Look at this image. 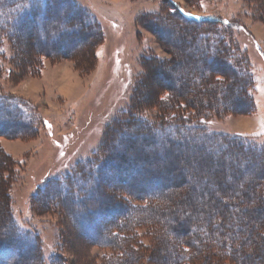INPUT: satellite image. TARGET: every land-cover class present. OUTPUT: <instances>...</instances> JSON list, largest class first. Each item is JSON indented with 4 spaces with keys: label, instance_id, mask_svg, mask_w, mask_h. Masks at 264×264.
Instances as JSON below:
<instances>
[{
    "label": "rangeland",
    "instance_id": "rangeland-1",
    "mask_svg": "<svg viewBox=\"0 0 264 264\" xmlns=\"http://www.w3.org/2000/svg\"><path fill=\"white\" fill-rule=\"evenodd\" d=\"M66 1L75 7L69 16ZM57 4H61L63 20L59 36L51 37L56 39L54 46L39 39L37 24L30 22L19 35L9 36L0 45V243H8L12 237L8 224L14 221V230L29 233L35 244L31 247L23 242L10 252L6 243L10 253L0 248V264H138V254L142 264H173L169 250L165 251L170 258L166 262L158 247L175 240L171 228L184 231L187 224L179 221L173 226L164 210L151 218L142 215L148 222L130 225L137 228L136 235L111 247L100 244L96 231L104 233L112 227L115 231L114 220L123 219L135 206L168 203L189 188L191 172L199 176L194 168L198 159L207 160L212 173L213 158L198 154L196 147L191 149L200 141L195 144L187 139L186 148L172 143L163 152L158 143L161 137L156 138L142 124L156 121L159 112L155 107H144L131 125L117 124L129 117L141 76L155 74L149 87L163 85L164 102L171 94L195 100L203 96L198 93L200 70L204 68L207 74L208 66L213 65L195 54L194 39L203 32H219L218 25L187 23L174 10L176 4L187 16H212L242 25L238 31L223 30L221 35L229 42L226 50L235 48L237 52L231 54L248 70L249 85L242 89L233 70L222 65L227 60L218 61L219 71L229 74L228 82L235 86L228 87L222 100L217 98L211 107H204V125L215 134L239 136L264 147V23L258 19V6L246 0H60ZM75 11L92 25L81 27V19L72 16ZM50 23L39 21L40 25ZM75 31L78 33L64 35ZM175 56L186 62L174 65ZM188 73L191 80L180 78ZM15 106H23L32 124L18 125L7 113ZM244 108L250 113L233 115L234 110ZM91 161L99 169L97 176L84 179L89 193L78 196L87 200L84 206L76 207L60 195L43 194L42 189L52 180L80 177V167L85 170ZM225 162L215 172H226ZM84 175L87 177L85 171ZM226 177L224 183L229 185ZM261 182L259 178L256 183ZM208 184L217 185L210 180ZM225 187L219 185L223 194ZM95 237L96 243L92 242ZM19 247L24 248L22 256Z\"/></svg>",
    "mask_w": 264,
    "mask_h": 264
},
{
    "label": "trees",
    "instance_id": "trees-1",
    "mask_svg": "<svg viewBox=\"0 0 264 264\" xmlns=\"http://www.w3.org/2000/svg\"><path fill=\"white\" fill-rule=\"evenodd\" d=\"M246 1L258 6V19L264 23V0ZM57 2L59 3L60 0H41L40 3H37V0H0V45H2V41L5 42L6 38L9 40V36L15 37L19 35L24 26L30 22L35 25L37 24L38 38L44 42L49 41V47L54 46L56 39L53 40L51 37L59 36L63 20L60 17L61 15H59L62 3L59 5ZM65 3L67 5L66 12L69 13L71 10H75L73 3H70V5L69 2L67 4V1ZM174 8L182 20L192 25L199 27L218 25L217 29H219L220 33L203 32L199 34L198 38L195 37L194 39V44L197 47H195V54L202 61H208L211 66L213 65L212 67L208 66L207 74L204 73V68L200 70L199 76L202 80L198 84V93L203 96L201 99L195 100L194 98L180 99L171 94L167 98V101L164 102L161 100V96L166 88L163 85H157L153 88L149 87V82L151 80L155 81L153 79L155 74L141 76L139 86L137 87L138 90L134 94L129 117L126 121H121L117 125L120 126L124 123L131 125V122L135 121V114H140L144 107L148 109L155 107L159 112L155 122L150 123L141 119L140 121L141 123L143 121L142 124L145 128H149L150 131L154 132L156 138L161 137V139H158V143L163 152H165L166 148L169 151L172 148V143L174 146L182 143L186 148V139L192 143L194 141L195 144L197 141H200L197 144L198 146L194 145L191 149L196 147L194 150L199 152L198 154L204 153L205 157L213 158L214 168H218V164L223 167L226 163L225 161H228L225 168L226 172H215V169L212 168V173H210L208 172V169L211 167L210 163L208 164L207 160L204 162V160L198 159L194 168L199 173V176L190 171L191 181H189L190 185L187 190L179 191L176 194L177 196L175 195L172 200L168 203H163V205L160 204L161 202H150V205L147 204L141 208L135 206L131 208L129 213L123 216V219L122 217H118L116 220L112 218L117 223L115 231L114 227L104 233L97 230L95 236H98L101 245L105 244L106 247H111L118 240L121 241L129 235H136L137 232L134 233V230L137 228L134 227L133 229L130 225L134 224L136 226L138 223H145L147 220L141 218L142 215H146L145 218L150 215L151 218L154 212L164 210V213H167L168 221L173 226L177 225L179 221L181 224H187V229L185 228L187 233L185 230L184 232L177 229L178 227L171 228L170 235L175 240L158 247V251L165 254L163 259H166V262L168 259L170 260L165 252L168 249L169 255L172 256L173 264H264V216L262 218L257 216V214H264V173L261 172L255 175L254 172L257 169L258 171L259 169L264 170V147L257 145L253 141L242 139L239 136L215 134L206 129L204 125L206 120L204 110L207 111L204 107L207 106V109L211 107L217 98L222 100V97L229 93L228 87L233 89L235 86L234 84H229V74L219 71L218 61L227 60L222 65L224 68L228 66L233 70L236 74L237 84L241 85L242 89L249 85L248 76L250 74L248 70L243 66L242 61L238 62L237 57L231 54V52H237L235 48L231 50L227 48L226 50L227 46L230 47L229 42H226L221 35L223 30L232 33L238 31L242 25L237 22H224L222 19L212 16L204 19L190 18L183 13L181 6L175 4ZM47 10L50 12L48 15ZM72 16L81 19V27L83 26L82 24H85V28L92 25L91 23L88 25L76 11ZM78 18L75 20H79ZM39 21L51 23L40 25ZM73 33H78V31L63 34L69 37ZM227 53L228 57H224ZM0 56H3V53ZM185 62L186 59L182 56L179 58L173 57L174 65L177 64L179 66ZM185 70L189 72V69ZM193 71L196 73L195 69ZM190 76L191 74L189 73L180 74V78L185 77V80L190 79ZM217 77H223V83ZM195 82L193 83L195 84ZM142 87L147 88L146 91ZM173 88L176 89L175 86ZM1 102L2 98H0V104L3 107ZM22 108L15 106V108H9L8 112L7 109L5 111L21 127L24 124H32L31 121L27 120L30 118H28L26 110ZM250 109H252V106ZM192 112L194 115H191ZM248 112L250 113L249 108H244V110H234L233 115H242ZM7 113L4 115H7ZM17 123L12 122L10 124L16 125ZM178 139L183 142H179ZM245 154L249 155L247 160H244L243 156ZM98 169L97 163L91 161L86 165L85 170L80 167V177H77L75 174L74 176L68 175L62 179L52 180L42 189V192L51 198L53 196L56 197L55 195L57 197L60 195L64 201L70 200L76 207L84 206L87 200L83 196L78 197L89 193L88 185H83L84 179L94 174L97 176ZM84 171L87 177L84 175ZM224 173H227L228 176L226 177ZM258 176L263 181L261 184L256 183L259 182ZM224 177H226L229 185L224 183ZM242 177H245L248 184L242 183ZM209 180L215 181L217 185H209ZM220 184L226 186L224 194L219 190ZM94 186L96 187V184ZM210 193H213V195L210 196ZM214 194L217 196V199L214 197ZM124 204L125 206H130V203H127L128 205ZM237 209L239 210L237 211ZM114 215L116 213H113L112 216L114 217ZM15 227L14 221H10L8 229L12 237H10L8 243L6 242L10 246V252L12 251L11 247L21 246L23 242L26 243V246L33 247L35 244L32 242V236L29 233L15 231ZM151 228L153 231L155 230L152 225ZM156 230L158 231V228ZM92 239V242L96 243V237ZM6 243H0V248L5 247L3 250L9 252ZM125 247L128 251L134 252L128 244ZM17 252L20 255L23 254L24 248L18 249ZM8 255L10 254H5V257ZM139 256L138 264H142L143 257L138 254ZM135 258L137 259V255Z\"/></svg>",
    "mask_w": 264,
    "mask_h": 264
},
{
    "label": "snow or ice",
    "instance_id": "snow-or-ice-1",
    "mask_svg": "<svg viewBox=\"0 0 264 264\" xmlns=\"http://www.w3.org/2000/svg\"><path fill=\"white\" fill-rule=\"evenodd\" d=\"M41 2V0H37V3H40ZM175 10V9H174ZM217 79H220V80H222L223 79V77H217ZM239 209H237V211H238ZM186 251H187V249H186Z\"/></svg>",
    "mask_w": 264,
    "mask_h": 264
},
{
    "label": "water",
    "instance_id": "water-1",
    "mask_svg": "<svg viewBox=\"0 0 264 264\" xmlns=\"http://www.w3.org/2000/svg\"><path fill=\"white\" fill-rule=\"evenodd\" d=\"M191 18H195V17H191ZM200 19H204V17H200Z\"/></svg>",
    "mask_w": 264,
    "mask_h": 264
},
{
    "label": "crops",
    "instance_id": "crops-1",
    "mask_svg": "<svg viewBox=\"0 0 264 264\" xmlns=\"http://www.w3.org/2000/svg\"><path fill=\"white\" fill-rule=\"evenodd\" d=\"M259 44H260V43H259ZM262 48L264 49V46H263ZM263 49H262V50H263ZM263 53H264V50H263Z\"/></svg>",
    "mask_w": 264,
    "mask_h": 264
}]
</instances>
